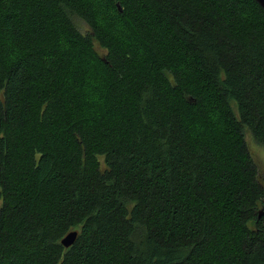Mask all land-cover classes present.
<instances>
[{
	"label": "trees",
	"instance_id": "16d2710c",
	"mask_svg": "<svg viewBox=\"0 0 264 264\" xmlns=\"http://www.w3.org/2000/svg\"><path fill=\"white\" fill-rule=\"evenodd\" d=\"M247 133L255 0H0V264H264Z\"/></svg>",
	"mask_w": 264,
	"mask_h": 264
},
{
	"label": "rangeland",
	"instance_id": "374dc122",
	"mask_svg": "<svg viewBox=\"0 0 264 264\" xmlns=\"http://www.w3.org/2000/svg\"><path fill=\"white\" fill-rule=\"evenodd\" d=\"M111 13L108 12V14H109L108 17H105L104 8L100 9V7L98 6V14H99V17L101 18L102 21H104L107 24L109 23L111 25H114L115 27H120L119 22L108 19V18H110V16L113 17V13L112 14ZM114 18H116L115 15H114ZM246 139H247V142H248V145L250 148L251 156H252L254 162L256 163V165L258 166L260 172L262 173L264 171V147H261L260 145L255 143V141L252 139L250 133L246 134ZM1 206H2V201L0 199V207Z\"/></svg>",
	"mask_w": 264,
	"mask_h": 264
},
{
	"label": "water",
	"instance_id": "95a60500",
	"mask_svg": "<svg viewBox=\"0 0 264 264\" xmlns=\"http://www.w3.org/2000/svg\"><path fill=\"white\" fill-rule=\"evenodd\" d=\"M255 1L264 9V0H255ZM117 6L119 8V11L122 12L120 4H118ZM77 237H78V233L72 232V233L68 234V236L63 240L62 244L66 248H69L75 243Z\"/></svg>",
	"mask_w": 264,
	"mask_h": 264
},
{
	"label": "bare ground",
	"instance_id": "6f19581e",
	"mask_svg": "<svg viewBox=\"0 0 264 264\" xmlns=\"http://www.w3.org/2000/svg\"><path fill=\"white\" fill-rule=\"evenodd\" d=\"M122 9V8H121ZM72 233V232H71Z\"/></svg>",
	"mask_w": 264,
	"mask_h": 264
}]
</instances>
